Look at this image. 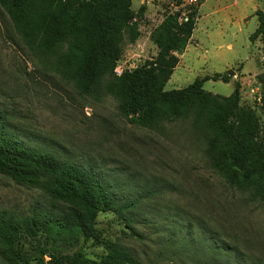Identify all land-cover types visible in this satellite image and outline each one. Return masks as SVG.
<instances>
[{"label": "rangeland", "instance_id": "obj_1", "mask_svg": "<svg viewBox=\"0 0 264 264\" xmlns=\"http://www.w3.org/2000/svg\"><path fill=\"white\" fill-rule=\"evenodd\" d=\"M187 2L131 0L135 12L141 4L146 9L136 20L135 42L123 35L117 64L127 69L154 57L157 48L150 32L166 14L185 13ZM194 4L197 16L190 43L165 89L232 71L229 81L210 78L203 81V89L227 96L238 81L240 102L254 108L264 123V86L255 79L264 71V41L250 39L258 23L256 10L264 13V0ZM0 113L5 131L25 145L92 169L122 201L138 197L131 215L141 237L133 236L112 213L99 214L97 227L103 238L125 247L139 264H264V204L230 188L210 168L204 134L191 126L190 119L161 122L155 128L130 123L112 95L103 90L79 93L72 82L33 55L1 9ZM64 207L42 191L0 174V211L56 214ZM170 235L177 240L175 255L167 248ZM80 248L91 259L105 251L102 244L79 240L61 246L59 252L71 254ZM23 250L30 258L36 255L30 243H24ZM0 264H8L1 252Z\"/></svg>", "mask_w": 264, "mask_h": 264}, {"label": "trees", "instance_id": "obj_2", "mask_svg": "<svg viewBox=\"0 0 264 264\" xmlns=\"http://www.w3.org/2000/svg\"><path fill=\"white\" fill-rule=\"evenodd\" d=\"M185 5V13L166 14L150 32L155 56L116 75L113 70L121 56L123 35L135 42L136 20L144 14L145 4L135 12L131 0H0V9L24 46L72 82L79 93L94 95L103 90L117 100L126 120L147 128L190 119L191 126L204 134L210 168L230 188L264 204V123L254 108L240 102V83L235 81L227 96L213 94L203 89V81H229L228 74L214 73L182 88L165 89L196 23V4ZM256 15L258 23L250 39L264 41V13L256 10ZM4 120L0 113V174L42 191L65 207L56 214L0 211L3 259L8 264H139L125 247L103 238L97 227L99 214L112 213L133 236L141 237L134 231L131 215L138 197L122 201L92 169L53 151L30 148L9 135ZM170 236L167 248L175 255L177 240ZM79 240L102 244L105 251L98 259L87 257L81 248L71 254L59 252L61 246ZM24 243L32 245L35 257L23 250ZM46 254L49 260L44 259Z\"/></svg>", "mask_w": 264, "mask_h": 264}, {"label": "built area", "instance_id": "obj_3", "mask_svg": "<svg viewBox=\"0 0 264 264\" xmlns=\"http://www.w3.org/2000/svg\"><path fill=\"white\" fill-rule=\"evenodd\" d=\"M197 2V0H188V3H196ZM137 65H133L132 67H128L127 69L128 70H130V69H133L134 67H136ZM124 70H126V69H122L121 67H120V65L119 64H117L116 66H115V68H114V73L116 74V75H120Z\"/></svg>", "mask_w": 264, "mask_h": 264}, {"label": "water", "instance_id": "obj_4", "mask_svg": "<svg viewBox=\"0 0 264 264\" xmlns=\"http://www.w3.org/2000/svg\"><path fill=\"white\" fill-rule=\"evenodd\" d=\"M233 72L232 71H229L228 72V75H232ZM255 79L261 83V84H264V71L258 73L256 76H255ZM47 264H51V263H47Z\"/></svg>", "mask_w": 264, "mask_h": 264}]
</instances>
